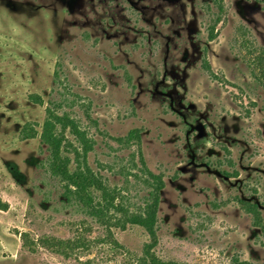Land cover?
I'll use <instances>...</instances> for the list:
<instances>
[{
    "label": "rangeland",
    "instance_id": "1",
    "mask_svg": "<svg viewBox=\"0 0 264 264\" xmlns=\"http://www.w3.org/2000/svg\"><path fill=\"white\" fill-rule=\"evenodd\" d=\"M48 107L94 139L90 167L131 211L142 159L161 175L160 258L264 264L239 201L264 220V0H0V264H140L147 230L109 234L52 174Z\"/></svg>",
    "mask_w": 264,
    "mask_h": 264
},
{
    "label": "trees",
    "instance_id": "2",
    "mask_svg": "<svg viewBox=\"0 0 264 264\" xmlns=\"http://www.w3.org/2000/svg\"><path fill=\"white\" fill-rule=\"evenodd\" d=\"M204 66L211 70L207 60ZM67 131L73 135L76 143L66 136ZM22 133L23 137L32 138L36 137L39 132L34 126L28 124L23 128ZM40 137L50 151L49 165L52 174L60 177L67 191L73 194L91 216L108 227L109 234H112L111 227L126 229L128 224L140 225L147 230L150 241L144 245L143 254L139 258L140 264H189L183 261L164 260L155 252L158 242V211L165 182L161 175L154 174L147 168L143 159L142 164L146 167L145 171L148 175L145 182L151 187V193L144 207L138 211H131L120 200L121 193L116 188H110L103 177L90 167L87 158L94 148L95 141L75 118L67 113L59 114L55 108L48 107ZM131 139L140 140L137 131L130 132L127 141ZM66 152H72L74 158ZM73 162L76 164L74 169L71 168ZM96 193L99 195L98 198H96ZM239 201L252 214L257 226L264 230V220L259 205L244 199H239ZM83 243L87 245L83 241L58 240L55 245L61 247L62 244H67L75 248ZM61 251L65 250L61 249ZM233 264L255 263L235 258Z\"/></svg>",
    "mask_w": 264,
    "mask_h": 264
},
{
    "label": "flooded vegetation",
    "instance_id": "3",
    "mask_svg": "<svg viewBox=\"0 0 264 264\" xmlns=\"http://www.w3.org/2000/svg\"><path fill=\"white\" fill-rule=\"evenodd\" d=\"M218 21H219V18H217V19L215 20V23H217ZM214 27H215V26H213V27L210 29V31L212 32V35H213ZM205 60H207V61L209 62V60H208L206 57L204 58V62H205ZM209 64H210V62H209ZM210 67H211V65H210Z\"/></svg>",
    "mask_w": 264,
    "mask_h": 264
}]
</instances>
